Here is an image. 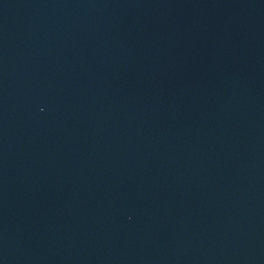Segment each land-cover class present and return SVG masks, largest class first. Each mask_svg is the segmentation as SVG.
Here are the masks:
<instances>
[{
    "label": "water",
    "instance_id": "water-1",
    "mask_svg": "<svg viewBox=\"0 0 264 264\" xmlns=\"http://www.w3.org/2000/svg\"><path fill=\"white\" fill-rule=\"evenodd\" d=\"M0 264H264V0H0Z\"/></svg>",
    "mask_w": 264,
    "mask_h": 264
}]
</instances>
